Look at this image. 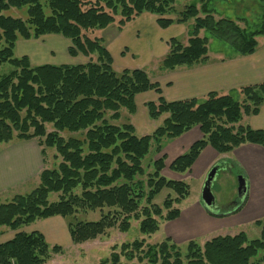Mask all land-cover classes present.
I'll return each instance as SVG.
<instances>
[{"label":"trees","instance_id":"trees-1","mask_svg":"<svg viewBox=\"0 0 264 264\" xmlns=\"http://www.w3.org/2000/svg\"><path fill=\"white\" fill-rule=\"evenodd\" d=\"M177 1L46 0L50 11L46 13L41 0H0V68H12L0 75V145L37 139L43 157L47 150L54 149L60 159L56 168L40 174V185L32 192L17 195L8 203L0 201V229L17 232L11 240L0 243V264H47L53 253L62 252L60 246H51L42 233L20 231L40 220H67L80 212H99L98 221L68 222L73 244L96 241L115 228L127 233L132 220L140 222L143 236L159 232L161 222L177 220L181 210L174 205L189 198L190 186L162 174L167 160L163 143L195 127L200 128L203 138L172 162L171 171L181 175L189 172L208 146L221 155L245 144L264 148V131L241 124L244 116L260 113L264 82L241 87L242 101L211 92L203 100L170 102L147 71H115L113 58L96 31L112 25L122 30L144 13L158 16L162 29L194 23L187 45L178 38L169 41L170 50L160 62L162 70L207 62L209 38L201 37L202 31L229 44L239 55L257 51V39L264 36V14L259 16L261 22L255 29H243L238 24L240 19L222 16L214 6L229 0H200V9L194 3L179 12L177 19L168 18ZM24 8L26 18L5 15L12 9ZM45 35L70 40L69 54H82L89 62L33 66L28 57L15 56L20 38ZM149 91L159 94L156 102L146 105L149 118H167L153 134L139 137L130 123L115 122L120 121L122 110L135 115L136 97ZM47 125L53 131L48 132ZM153 148L161 157L152 162L153 170L149 172L150 166L146 169L143 162ZM230 171L236 176L244 175L232 163ZM165 188L175 197L168 195L163 206L154 204ZM56 194L59 200L50 201V196ZM244 204L230 214L238 213ZM255 224L261 228V237L256 240H250L245 232L218 236L203 246L193 240L187 243L184 254L170 237L156 245L142 239L123 244L120 252L113 247L110 259L100 264H122V256L129 261H146L144 264H262L264 223Z\"/></svg>","mask_w":264,"mask_h":264},{"label":"crops","instance_id":"crops-1","mask_svg":"<svg viewBox=\"0 0 264 264\" xmlns=\"http://www.w3.org/2000/svg\"><path fill=\"white\" fill-rule=\"evenodd\" d=\"M185 26L174 24L167 29H162L158 25V16L144 13L122 30L115 26L112 30L117 33L110 32L109 42H106L104 36L100 37L104 40V45L112 58L117 60L113 58L115 71L122 72L125 69L147 71L149 66H153L157 78L151 79L152 83L160 86L162 96L170 102L191 98L203 100L211 92L241 99L239 93L241 87L264 82V40L262 39L264 37L260 41V37L257 39L259 44L257 51L248 56L239 55L233 49L232 51L226 47L227 45L224 47L231 53H210L211 40L209 39L207 62L192 67H177L174 70L160 69V62L170 50L169 41L173 38L181 40L186 37V34H190L191 31ZM108 29H104L103 32ZM189 34L181 40L184 45L188 44ZM122 49L126 50L122 51ZM158 98L159 94L156 91H149L138 95L136 104L146 105L148 102H156ZM241 123L254 130L264 131V105L258 115L244 116ZM202 138L200 128L195 127L181 137L166 143L164 152L166 151L167 160L162 174L166 176L173 160L186 153L195 142ZM17 143L7 144L5 149L0 151V200L9 193L11 196L25 195L36 189V181L39 180L45 165L42 148L36 139L17 141ZM217 163L223 164L226 169L222 171V174L232 179H235L236 175L230 172V164L238 165L242 169L247 181L245 199L225 209L219 207L215 215L228 213L224 217L210 214L201 200L186 206L184 210H181L180 217L174 221V226L169 231V237L176 243H179L180 239L187 243L194 240L203 246L207 241L218 236L247 233L248 227L255 225L257 221H264V148L261 146L245 144L224 155L208 146L184 177L171 170L169 175L184 180L192 175L205 179L210 169ZM28 186L30 189L23 192V189H27ZM243 203L245 204L238 213L230 214ZM50 220L54 228L61 229L68 235L69 229L63 218L54 217ZM35 223L23 227L20 231L26 233L38 231L46 237L44 230L37 228L38 225ZM10 232L12 237L9 240L17 233Z\"/></svg>","mask_w":264,"mask_h":264},{"label":"rangeland","instance_id":"rangeland-1","mask_svg":"<svg viewBox=\"0 0 264 264\" xmlns=\"http://www.w3.org/2000/svg\"><path fill=\"white\" fill-rule=\"evenodd\" d=\"M42 4L44 5L46 13H49V8L47 7L46 0H41ZM197 4L198 9L202 7L200 0H178L175 5L173 6V12L167 16L168 18L177 19L179 17V12L183 11L187 6H190L191 4ZM217 9V11L222 14V16L229 17L231 19H240L238 21V24L244 29V28H252L255 29L256 25L261 22L259 20V16L264 14V2L261 0H229V1H220L217 4L214 5ZM5 15H10L13 17H21L26 18V9H12L8 11ZM193 21L188 24H186L185 27L189 31L193 30ZM115 26L112 25L109 27L108 30L103 32L104 30H97L96 36H104L106 42H109V36L110 32L114 30ZM112 32V33H113ZM117 32L115 31L114 34ZM189 34V33H188ZM186 34V37L187 35ZM202 37H207L211 40L210 42V53H217L222 52L223 54L231 53L229 49H233L229 44H226L223 41L213 39L210 37V35L202 31L201 32ZM185 37V38H186ZM264 36H261L259 38L260 40H264L262 38ZM185 38H181V40H184ZM262 38V39H261ZM224 45H227L224 47ZM72 47V43L70 40L58 36V35H45L38 39H19L16 44L15 49V56L18 58H22L24 56L28 57L31 64L33 66H42L46 64L51 65H75V64H87L89 60L83 56L82 54H79L78 56H71L69 54V49ZM126 50V49H124ZM122 49V51H124ZM234 50V49H233ZM232 50V51H233ZM235 51V50H234ZM114 58V57H113ZM116 60V58H114ZM117 61V60H116ZM160 68V67H159ZM12 70V68L9 65H5L0 68V75H4L9 73ZM125 70H135V69H125ZM139 70H145V69H139ZM119 70H117L118 72ZM124 71V70H122ZM155 68L153 66H149L147 68V73L149 74L151 79H156L157 74L155 72ZM234 97V96H233ZM234 99L242 101L243 98L238 99L237 97H234ZM147 105V104H146ZM144 104L138 103L137 104V113L135 115H130L126 110L121 111V119L117 123L118 125L128 124L130 123L136 131V135L139 137L151 135L154 133V131L160 127L163 123V121L167 118L166 116H163L159 120H151L148 115L147 107ZM159 121V122H158ZM242 124V123H241ZM48 132L53 131V128L51 125H47ZM69 137V136H66ZM37 140V139H36ZM172 140H166L163 144L165 148L166 143H170ZM13 143H17V140L13 141ZM20 144V143H17ZM15 144V145H17ZM7 144H1L0 145V151L5 149V146ZM12 146V145H10ZM163 154H166V151ZM161 156L156 155L154 148L150 152V154L145 158L143 162V166L151 172L153 169H151V164L153 161L159 159ZM170 160L172 161L170 155ZM175 160V159H174ZM173 160V161H174ZM60 163V159L57 156V152L54 149L47 150L46 157L44 156V167L42 172L45 169H54L58 166ZM41 172V173H42ZM171 171L168 169L166 172V178L174 181H184L190 186V196L189 198L183 202V204L174 205V207L184 210L186 206L194 203L196 200H201L203 187L205 184V179H199L196 175H192L189 178L184 179H178L176 177H171L169 175ZM223 172H219L218 176L213 184L212 191L216 198V203L220 209H225L228 206L236 203L239 200V193H238V176H236L235 179L225 177ZM181 177H184V175H179ZM147 177H144L142 179H146ZM36 184L40 185L39 180L36 181ZM35 187V188H36ZM29 186L25 190H29ZM168 195H172L175 197V194L168 188H165L162 190V192L156 196L154 200V204L158 206H163L166 198ZM15 196H11V194H6L0 201L1 203H8L12 201ZM50 201H58L59 195H51ZM164 213L166 214L167 211L164 210ZM40 220L36 222L35 224L38 225L37 228L43 229L48 243L51 246H60L62 248V252L60 254H52V259L47 264H100L102 261H106L110 259L112 248L116 247L117 252L121 251V246L123 244H131L135 241H140L142 239H146L147 244L156 245L159 243H162L167 237H169V231L170 228L174 226L173 222H161L160 223V230L156 234H153L151 236H143L139 232V225L140 222L136 220H132V228L127 233H122L118 228L110 230L107 235L100 237L96 241H88L81 244H73L70 234H65L61 231V229L54 228L51 224L50 220ZM76 221H98L100 219V213L99 212H87L83 213L80 212L75 218H70L65 220L64 222L68 224L69 221L73 220ZM159 219V218H157ZM161 221V219H159ZM264 223V221H263ZM30 226V225H29ZM51 226V227H50ZM28 227V226H26ZM36 227V226H35ZM67 227V226H66ZM46 229V230H45ZM4 230H6L4 232ZM65 230V229H64ZM11 229L8 228H1L0 229V243L6 242L9 240L12 236ZM49 231V234L47 232ZM246 234L249 237L250 240H256L261 237V228L259 226L252 225L247 228ZM174 241V240H173ZM176 243V241H174ZM181 250L185 254L187 252V242H184L182 239L178 241ZM146 249V247H144ZM122 264H144L140 263L138 259L134 261L127 260L124 256H122Z\"/></svg>","mask_w":264,"mask_h":264},{"label":"water","instance_id":"water-1","mask_svg":"<svg viewBox=\"0 0 264 264\" xmlns=\"http://www.w3.org/2000/svg\"><path fill=\"white\" fill-rule=\"evenodd\" d=\"M220 171L221 172L226 171V169L223 167V164L221 163H217L210 169V171L208 172L206 176V180H205V184H204L202 196H201L202 205L208 212L213 213V214H217L216 211H218L219 207L216 203V198L212 191V187ZM238 183H239L238 184V193H239L238 201H243L247 193V181L244 175H238Z\"/></svg>","mask_w":264,"mask_h":264}]
</instances>
